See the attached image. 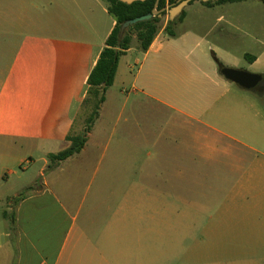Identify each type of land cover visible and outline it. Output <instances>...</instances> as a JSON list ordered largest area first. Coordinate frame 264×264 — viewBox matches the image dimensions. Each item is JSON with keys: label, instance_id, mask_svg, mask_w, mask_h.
Returning <instances> with one entry per match:
<instances>
[{"label": "rangeland", "instance_id": "rangeland-1", "mask_svg": "<svg viewBox=\"0 0 264 264\" xmlns=\"http://www.w3.org/2000/svg\"><path fill=\"white\" fill-rule=\"evenodd\" d=\"M102 3L107 8L104 0ZM238 9L244 17L246 38L234 45L249 52L256 40V48L264 50V2L241 3ZM13 42L0 36V172L3 170L5 179H13L11 187L28 193L41 187L43 179H76L67 171L63 173L61 168H68L65 160L52 161L49 154L62 150L67 135L88 126L98 99L90 98L89 105L82 103L89 98L88 72L76 68L77 58L54 53L45 41L35 50L29 34L15 41L19 42L16 52ZM133 47L138 49L136 40ZM17 53L22 57H14ZM156 57L141 51L121 57L119 75L108 87L98 110L100 123L106 127V143H113L111 147L122 138L126 126L131 125L134 134L141 128L150 131L149 146L116 153L118 194H144L148 202L143 238L150 264H264V99L255 103L261 116L249 109L250 114L239 118L240 127L232 119L226 121L230 123L228 133L247 147L225 140L230 144H226L228 149L210 148L208 153L215 161L206 164L201 156L204 139L199 137L196 167L180 169L186 178L162 179L160 172L172 174L174 169L156 166L174 161L175 154L161 151L154 142L160 139L163 143L167 138L171 142V135L162 138L160 133L178 131L180 127L192 140L195 122L151 97L192 112L199 105L197 97L206 95L208 85L196 84L194 70L153 63ZM239 66L248 68L244 57ZM232 89L241 95L264 98V89L245 91L236 84ZM7 130L16 131L12 139ZM12 155L16 156L14 161ZM109 160L108 149L92 152L84 188L87 182L102 179ZM126 162L133 164L130 179L120 173ZM11 170L15 175L7 178ZM137 236L136 228L119 232V256L130 253L123 245Z\"/></svg>", "mask_w": 264, "mask_h": 264}, {"label": "crops", "instance_id": "crops-1", "mask_svg": "<svg viewBox=\"0 0 264 264\" xmlns=\"http://www.w3.org/2000/svg\"><path fill=\"white\" fill-rule=\"evenodd\" d=\"M102 1L0 0V36L4 40L14 41L13 52L19 45L15 41L21 35L29 34L35 50L45 41L54 53L69 59L77 58L76 68L88 72V84L89 76L116 23ZM258 1L261 0L206 5L195 0L185 8L184 20L175 25L176 36L170 37L165 32L169 21L165 20L163 28L145 53L146 56L156 54L153 63L161 66L196 71L192 73L196 84L201 87L208 85L206 95L197 97L200 99L199 105L192 112L177 109L163 99L151 97L195 122L192 140L187 139L180 127L178 131L160 133L162 138L171 135V142H168V138L163 143L160 139L154 142L153 145L160 147L161 151L175 154L174 161H163L156 166L174 169L172 174L166 170L160 172L162 179L186 178L180 169L196 167L199 137L204 139L205 149H202L201 156L206 164L215 161L213 154L208 153L210 148L215 147L217 151L228 149L227 145L230 144L225 140L246 146L228 133L230 123L226 121L232 119L240 127L239 118L250 114L249 109L256 110L255 103L264 98L241 95L233 90L235 83L225 78L222 68L231 67L264 76V50L256 48V40H253L254 46L249 52H242L234 45L246 38L244 17L239 9L235 10L236 6ZM135 51L139 50H128L122 58ZM29 52L31 54L32 50L29 49ZM14 57L20 58L22 54L17 53ZM242 57L248 68H239ZM120 62L115 80L120 72ZM199 72L201 74H196ZM252 91L259 92L256 89ZM82 103L89 105L92 101L88 98ZM256 111V115L261 116L260 110ZM101 117L99 115L88 133L83 150L65 160L67 169L61 168L63 173L67 171L76 179H43L41 187L24 193L20 192L19 187H11L13 179H5L1 170L0 264H150L146 252L147 242L143 238L149 214L148 202L144 194L129 192L119 195L116 181L119 167L116 153L133 152L140 146H149L150 131L141 128L134 134L132 126H126L122 138L114 141L111 147L113 143H106V127L100 123ZM85 130L86 126H82L73 135L82 134ZM7 132L10 139L16 133L15 130ZM68 136L61 151L71 146ZM8 149L16 150L14 146ZM103 149L110 151V160L101 175L102 179L98 183L91 180L84 188L88 180L84 178L89 174L88 160L92 152ZM12 158L14 161L16 156L12 155ZM181 159L184 161L181 162ZM121 167L124 169L120 172L122 177L130 179L132 162H126ZM6 175L11 178L15 171L11 170ZM134 228L138 229L136 240L123 245L130 253L119 256V232L132 231Z\"/></svg>", "mask_w": 264, "mask_h": 264}, {"label": "trees", "instance_id": "trees-1", "mask_svg": "<svg viewBox=\"0 0 264 264\" xmlns=\"http://www.w3.org/2000/svg\"><path fill=\"white\" fill-rule=\"evenodd\" d=\"M107 3L108 12L115 19V26L108 36L105 42V48L103 49L96 66L92 70L89 79V99L97 98L96 109L93 116L89 119L88 126L84 133L79 135H69L67 140L71 142V146L57 154H52L50 159L52 161L61 162L68 158L80 153L88 139V133L91 131V124L95 122L98 117V110L100 104L104 102L105 93L108 87L112 86L120 62V58L133 47V43L136 40L138 42L139 51L146 53L155 38L159 34L160 30L164 26V18L167 16V11L162 12L160 15L154 16L147 21L139 22L129 27L122 34V26L125 22L149 15L152 13L156 0H144L135 1L131 4L125 3L122 0H104ZM192 0L189 4L194 2ZM244 0H217L204 2L206 5L223 4L228 2H237ZM264 1V0H261ZM180 0H160L158 10H162L166 7H173L177 5ZM185 10L174 21H168L165 26V32L170 37H175V25L182 22L185 18Z\"/></svg>", "mask_w": 264, "mask_h": 264}, {"label": "water", "instance_id": "water-1", "mask_svg": "<svg viewBox=\"0 0 264 264\" xmlns=\"http://www.w3.org/2000/svg\"><path fill=\"white\" fill-rule=\"evenodd\" d=\"M122 1L125 3H128V4H131L135 1H144V0H122ZM159 1L160 0H156L155 7H154L151 14L145 15L142 17H138V18H135V19H132V20L125 22L122 26V34L129 27H131V26H133L139 22L150 20L154 16L160 15L164 11H167V13H168V20L174 21L178 16L181 15V13L185 10V8L189 5V3L192 0H180V2L177 5H175L171 8L166 7L162 10H158ZM198 1L209 2V1H217V0H198ZM222 74L229 81L239 85L240 87H242L243 89L248 90V91L254 90L264 79V76L261 74L250 73L247 71L237 70V69L228 68V67L222 68Z\"/></svg>", "mask_w": 264, "mask_h": 264}, {"label": "flooded vegetation", "instance_id": "flooded-vegetation-1", "mask_svg": "<svg viewBox=\"0 0 264 264\" xmlns=\"http://www.w3.org/2000/svg\"><path fill=\"white\" fill-rule=\"evenodd\" d=\"M255 89L258 91H262L264 89L263 81Z\"/></svg>", "mask_w": 264, "mask_h": 264}]
</instances>
